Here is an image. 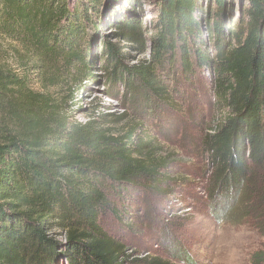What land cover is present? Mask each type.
I'll return each mask as SVG.
<instances>
[{
  "label": "trees",
  "instance_id": "1",
  "mask_svg": "<svg viewBox=\"0 0 264 264\" xmlns=\"http://www.w3.org/2000/svg\"><path fill=\"white\" fill-rule=\"evenodd\" d=\"M245 1L235 23L225 0L206 20L196 0H164L150 37L140 20H121L92 53L106 11L99 0H0V35L16 44L15 67L0 65V264H178L176 255L128 260L126 243L102 228L139 188L166 192L165 161L141 124L116 135L77 120L76 93L98 63L132 106L169 107L177 73L189 82L208 70L224 120L203 146L220 183H239L250 163H264V0ZM124 42L149 58L126 64ZM250 264H264V251Z\"/></svg>",
  "mask_w": 264,
  "mask_h": 264
},
{
  "label": "rangeland",
  "instance_id": "2",
  "mask_svg": "<svg viewBox=\"0 0 264 264\" xmlns=\"http://www.w3.org/2000/svg\"><path fill=\"white\" fill-rule=\"evenodd\" d=\"M99 1L106 11L92 53L102 47L105 36L114 40L121 20H140L150 37L164 0ZM196 1L204 20L217 12V0ZM225 2V19L236 23L239 9L248 2ZM204 33L207 37L206 30ZM122 44L126 45V64L149 58V51L142 53L135 45ZM14 47L13 41L0 35V65L15 67ZM105 76L97 63L94 77L77 90L76 104L83 109L76 111L75 118L94 121L116 135L124 134L130 125L141 124L155 143L154 157L165 161L159 172L165 174L167 187L162 189L166 192L155 189L152 183L139 188L118 208V218L112 213L103 218L102 228L126 243L128 260L176 255L181 258L178 264H250L255 252L264 251V163H250L239 183H220L218 165L203 146L207 134L224 120V112L216 107L209 71L198 72L189 82L177 73L175 80L169 81L174 88V105H151L145 111L128 103L132 99L124 86L106 83ZM111 88L115 89L112 93ZM119 116L125 117L120 121ZM52 237L66 241L60 231ZM57 264L68 263L63 257Z\"/></svg>",
  "mask_w": 264,
  "mask_h": 264
}]
</instances>
